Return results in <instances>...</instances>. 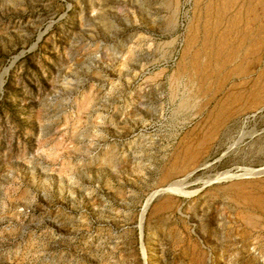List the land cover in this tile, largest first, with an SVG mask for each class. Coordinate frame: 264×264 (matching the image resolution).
Returning <instances> with one entry per match:
<instances>
[{
	"label": "rangeland",
	"instance_id": "rangeland-1",
	"mask_svg": "<svg viewBox=\"0 0 264 264\" xmlns=\"http://www.w3.org/2000/svg\"><path fill=\"white\" fill-rule=\"evenodd\" d=\"M251 1L0 0V264H264V44L246 78L202 57L264 37Z\"/></svg>",
	"mask_w": 264,
	"mask_h": 264
},
{
	"label": "bare ground",
	"instance_id": "bare-ground-1",
	"mask_svg": "<svg viewBox=\"0 0 264 264\" xmlns=\"http://www.w3.org/2000/svg\"><path fill=\"white\" fill-rule=\"evenodd\" d=\"M221 1H222V7H220L219 10H221L222 12L227 10V9L232 8L235 5V3L237 2V0H221ZM254 1L259 4L261 10H264V0H254ZM251 2L249 3V1H248L246 3L244 1V4H242L243 7L240 4L239 9H238L239 10L238 13H240L241 8H243V9H245L244 10L245 13H247V12L254 13V16H253L254 18L253 17L252 18L257 19V18H255L257 16L255 11L251 8ZM217 15H218L217 19L222 20L223 15H221V13L220 14L217 13ZM248 20H250V19H246V20L244 19V21H248ZM229 21H230V24L228 25V30L226 31V34L219 36L217 38V40L213 42L214 46L211 45L210 47L206 48V52L204 53V55L202 54V57L207 58L208 60L215 61V63H214L215 70L213 71V73L217 76L219 75L218 73H221V70H222L221 68H223L224 62L226 63V62H228V60H229V62L230 61L232 62V61H235L237 58H239L241 63L237 67H236L237 64L234 65L235 68H233V70H231L232 72H230V73L233 74L236 72L238 77L242 76L243 78H246V77H248V75L250 73V72H248L249 68L247 69V65L251 62L254 63V62L259 60L258 54H260V51H262V49H263L262 46L264 44V37L259 35V34L251 33V30L247 29V25H244L243 26L244 28H240L239 24H237L238 22H240V18L239 19L233 18V19H230ZM234 32H235L234 38H233V40L232 39L230 40L229 36H227V34L234 33ZM207 40H208V37L206 38V41ZM203 49H204V47H202V49L200 48V51H202ZM228 50H229V52H226ZM240 52H242V55L239 56L238 54ZM198 57H199V53H196L194 56V59H191L190 65L192 67L191 70L193 71L192 75L197 77L199 79V83H200L204 80L206 81L209 76H207L208 74H207V72H205L206 70H205L202 62H201V64H202L201 65L200 63L194 61L195 59H198ZM208 60H206V62H208ZM181 71L183 73L185 72L184 74L186 75V68H182ZM211 75L213 76V74H211ZM186 77H187V75H186ZM260 79H261V77H260ZM188 80L192 81V77L191 78L189 77ZM218 80L220 81L221 79H218ZM219 81H217L218 82L217 89H219V87L221 86V85H219ZM254 85H256V84H254ZM256 87L257 88L252 90L250 95L244 94V98L242 97V100H243L242 105L243 106H245V105H247L246 107L255 106V105H258V104L264 102V81L261 80L259 82V84L256 85ZM235 99H240L239 93L234 98V100ZM239 103H240V101H239ZM186 106H187V97L183 96L182 98H180L179 108L182 109V108H185ZM219 109L216 113V120H214L213 122H215V125H218L220 127L233 114H232V112L227 111V109H225L223 107H220ZM205 139H204V141H205ZM188 148L189 147H187V151L184 153V157L186 159L188 158V162H189V163H186V167L188 166V164L192 163L193 160L195 161L197 159V157L200 155V153L203 151V149H201L199 151L198 146H197V149H193L190 151H188L189 150ZM200 148H201V146H200ZM174 164H172L173 166L164 170L163 173H161L162 174L160 177L161 181L165 182L173 174H177V172L182 173L183 171L186 170L185 165L182 166V168L179 170L178 168H176V166ZM180 164H182V163H180ZM194 168L193 169L190 168V171L191 170L193 171ZM262 173H264V169L255 170L252 168H247L244 171V175L249 176V177L256 176V175L262 174ZM220 177L221 178H227V177L229 178L230 176H229V174L226 173V174H220ZM177 189H178V187L176 184H171V186L168 187L167 190L165 189L164 191L165 192H168V191L172 192V191H175ZM260 208L264 210L263 205Z\"/></svg>",
	"mask_w": 264,
	"mask_h": 264
}]
</instances>
